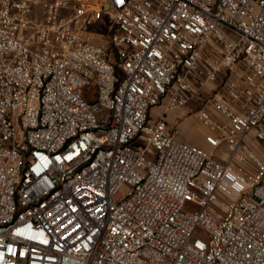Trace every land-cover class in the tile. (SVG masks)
<instances>
[{"label":"built area","instance_id":"2783aa9c","mask_svg":"<svg viewBox=\"0 0 264 264\" xmlns=\"http://www.w3.org/2000/svg\"><path fill=\"white\" fill-rule=\"evenodd\" d=\"M0 264H264V0H0Z\"/></svg>","mask_w":264,"mask_h":264},{"label":"rangeland","instance_id":"374dc122","mask_svg":"<svg viewBox=\"0 0 264 264\" xmlns=\"http://www.w3.org/2000/svg\"><path fill=\"white\" fill-rule=\"evenodd\" d=\"M93 32H95V39L96 42L102 44V45H108V31L107 29H100L95 28L92 29ZM213 40H215L213 38ZM205 93H208L205 91ZM201 108L204 111H207L210 115V117L213 120H218L219 115L215 111V109L210 104H205L201 98H194L189 101L187 105L184 107H181L179 109L186 110L187 112L182 117H177L178 120L175 124L172 126H178L182 131V138L189 141L192 144H195L197 146L200 145L203 149H205L207 152H212V147L206 142V135L209 133H213L216 136H219V132L215 131L209 122H206L204 119L200 118L198 115H196L197 110ZM162 111L161 108H153L152 110V118L156 119L160 115V112ZM225 148V145H222L220 148L213 151L215 157L217 159L221 158V154ZM128 190L127 187H124L122 189L123 193H126Z\"/></svg>","mask_w":264,"mask_h":264},{"label":"crops","instance_id":"0c3cea01","mask_svg":"<svg viewBox=\"0 0 264 264\" xmlns=\"http://www.w3.org/2000/svg\"><path fill=\"white\" fill-rule=\"evenodd\" d=\"M35 1H45V0H35ZM36 9L39 11L40 10L39 6H37ZM205 91L208 92V93H205ZM205 91H204L203 95L205 97H207V95H209L210 92L207 89ZM156 108H161V107H156ZM186 112H187L186 110L179 109V108L178 109H174V110H168L165 107H162V111L160 112V115L156 119L164 117L168 121V123L170 125H173V124H175L177 122V120H178L177 117H182ZM180 137H181L182 140L187 141V140L182 138V131H181Z\"/></svg>","mask_w":264,"mask_h":264}]
</instances>
